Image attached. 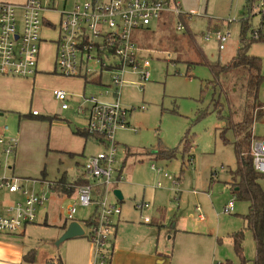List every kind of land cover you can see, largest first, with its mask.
Wrapping results in <instances>:
<instances>
[{"label":"rangeland","instance_id":"1","mask_svg":"<svg viewBox=\"0 0 264 264\" xmlns=\"http://www.w3.org/2000/svg\"><path fill=\"white\" fill-rule=\"evenodd\" d=\"M179 1L187 20H180L183 29L177 30L178 19L168 18L166 24L156 21L150 28L133 32L137 56L141 61L149 60L151 75L148 80L141 79L140 69L127 67L123 76L120 103L127 111V123L114 134L118 143L116 166L123 177L117 183L124 195L120 204L123 214L135 216L137 221L140 215L135 204L146 200L152 205L143 214L153 220L156 228L157 221L164 224L160 226L154 248L157 243L160 249L170 248L166 253L171 255L173 264H241L243 260L232 241L233 232L239 230L245 232L242 252L245 262L253 264L255 241L243 224L249 204L236 197L239 188L231 183V175L237 167L234 142L239 141L242 151L248 152L246 137L264 136V40L251 41L247 48L248 54L262 60L254 122L242 131L227 129L229 141L225 142L220 132L228 118L231 116L237 122L249 112L244 93L236 91L234 86V79H244L247 71L243 68L227 73L219 70L221 84L214 87L210 84L215 76L209 63L224 66L239 53L240 20L249 16L246 0ZM262 1L253 3L247 32L249 39L251 30L260 27L261 22L264 24ZM71 6L72 3L67 4L68 8ZM46 16L56 24L60 22L57 12ZM216 28L230 32L223 49L219 48L215 36L206 38ZM42 36L46 40L40 45V71L29 77L10 75L3 78L13 82L5 84L4 90L0 88V95L4 96V100L0 99V113L4 114L0 116V128L8 126L4 136L15 138L18 143L12 154H7L0 143V176L17 178L25 188L43 192L49 198L45 204L48 221L65 219L68 223L66 209L69 204L77 203L76 193L59 197L51 190L49 181L62 176L75 180L83 174L89 156L107 150L93 137L85 140L76 130L87 127L89 109L85 107L90 103L85 101V96L96 95L115 101V88L105 86L110 83L109 75H104L103 85L97 74L88 76L86 82L81 76H65L56 71L58 26L45 28ZM55 89H62L69 95L66 101L69 108H62L63 102L54 97ZM33 110L40 113L39 117L30 116ZM187 140L192 147L183 152ZM160 148H178L180 152L174 158L165 159L155 154ZM153 166L162 167L175 181L167 182L163 172ZM159 182L165 183L163 187H157ZM259 183L264 189V175L260 176ZM5 189L0 190V203L14 205L21 200L19 197L13 199ZM75 189L76 185L71 192ZM109 196L116 201L113 193ZM57 197L61 202L57 203ZM231 199L235 206L229 213L224 206ZM196 207H200L204 221L197 218ZM44 212H41L43 220L38 221L37 216L34 223L27 224L24 234H0L17 237L36 250L65 253V243L57 245L53 241L55 229L44 224ZM94 212L95 205L77 204L75 218L87 229L86 223ZM174 217L172 225L168 220Z\"/></svg>","mask_w":264,"mask_h":264},{"label":"built area","instance_id":"2","mask_svg":"<svg viewBox=\"0 0 264 264\" xmlns=\"http://www.w3.org/2000/svg\"><path fill=\"white\" fill-rule=\"evenodd\" d=\"M72 3L71 7H67ZM264 6V0L262 1ZM57 12L60 22L54 23L46 15ZM165 13L179 17L182 12L179 0H25L13 3L0 0V75L29 77L40 70L38 60L42 36L45 28L58 26L59 38L55 56V70L65 76H81L87 79L97 74L101 79L109 75L110 83L106 87L115 88V101L98 98L96 95L85 96L90 103L86 130L100 144L107 148L89 156L84 164L83 177L86 182L76 185V202L67 207L68 223L78 221L75 218L77 204L86 207L95 205V212L87 229L78 221L87 237L94 246L91 264H110L112 247L110 241L114 233V218L122 212L119 204L110 199V193L117 189V183L123 180L121 169L116 166L118 143L114 138L118 128L126 126V109L120 103V91L124 83V73L127 67L140 69L141 79H150V62L137 56L138 46L133 38V32L143 29L158 21ZM177 30L183 29L181 21ZM219 48L225 47L230 32L219 31L215 34ZM257 30L252 37L258 38ZM54 97L62 101V108L67 109L66 101L69 95L62 89L53 91ZM106 95L108 92L106 91ZM84 110L83 108L81 109ZM39 115L37 110L31 112ZM8 129V126L5 127ZM4 151L12 154L17 146V139L0 137ZM250 152L253 157L254 169L264 175V137L252 140ZM191 159V158H190ZM155 167V166H153ZM157 168V167H155ZM162 171V168H157ZM164 175L172 182L174 178L168 172ZM51 183L49 182V185ZM158 187H162L161 182ZM7 188L16 192L22 190L25 198L12 205L7 215H0V233H15L21 231L27 224L37 219L39 208L48 198L45 195L29 190L20 184L17 178L9 179L0 176V189ZM116 196V195H115ZM139 210L148 208L150 204L142 201L135 205ZM234 199L225 205V211L234 210ZM199 209V207H198ZM150 222L151 218L145 216ZM49 264H54L50 262Z\"/></svg>","mask_w":264,"mask_h":264},{"label":"trees","instance_id":"3","mask_svg":"<svg viewBox=\"0 0 264 264\" xmlns=\"http://www.w3.org/2000/svg\"><path fill=\"white\" fill-rule=\"evenodd\" d=\"M256 0H246V8L247 13L249 16L244 17L240 20V39H241V46L239 47V53L236 57H233L231 62L227 65H216L215 63H209L210 69L214 74V80L210 81V84L213 86H217L221 84L219 78V70L222 72L226 71V73L230 70L240 69L243 68L247 71L246 76L244 79H237L235 81V90L244 93L245 95V103L249 106V112L244 116L243 119L239 121H234L233 118L230 116L228 118V123H225V126L220 132L222 139L227 142L229 141L228 137L226 136V130L231 129L234 132L242 131V129H246L251 127L254 122L255 112L258 108V91L259 86L261 83V70H262V60L254 55H250L247 53V48L251 41H262L264 40V24L261 22L260 27L252 29L251 34L253 31L257 30L259 36L258 38L251 37L250 39L247 37V32L250 28V15L253 11V3ZM166 17V18H165ZM169 19H173L175 21L178 19L179 21L187 22L186 15L180 14L179 17H175L172 13H165L163 14L157 22H161L166 24V21ZM152 25L146 27L150 28ZM221 29H213L212 33L215 34ZM211 33V32H209ZM86 80V79H85ZM101 82V79H99ZM87 82V80H86ZM99 82V83H100ZM221 86V85H220ZM221 89L224 88L221 86ZM245 105V104H244ZM28 115H24L26 117ZM32 117H39V115H33L30 113ZM77 134L85 137L87 140L88 137H93L86 129L80 130L77 128ZM257 136L248 135L247 140V147L250 149L251 142ZM191 144L189 140L185 141L183 145V152L191 148ZM234 149L235 154L237 157V167L232 172V184L238 186V191H236V197L240 200H246L249 204L248 213L243 215V222L245 229L251 231L253 239L255 241L256 246V257L253 260V264H264V189L259 183V178L262 174L258 173L253 166V157L250 152L242 151V144L239 141L234 142ZM180 152L178 148L174 149H166L160 148L158 149L155 154L160 158L171 159L174 158L177 153ZM182 152V150H181ZM190 159V158H189ZM43 179H45L43 177ZM86 180L81 174L77 177L73 182L67 181L64 177H61L57 181L52 183V187L60 188L63 191H70L72 187H69L71 184H82L85 183ZM90 223V221H88ZM87 222V223H88ZM67 221L65 222V225ZM245 236V232L243 230L235 231L232 234V241L234 243L235 250L239 255H241L242 263L246 264L244 256H243V239Z\"/></svg>","mask_w":264,"mask_h":264},{"label":"crops","instance_id":"4","mask_svg":"<svg viewBox=\"0 0 264 264\" xmlns=\"http://www.w3.org/2000/svg\"><path fill=\"white\" fill-rule=\"evenodd\" d=\"M20 1L13 2V3H22L25 0H20ZM3 78H5V75H0V88L4 90V85L9 83L10 81L11 82L13 81L10 79H3ZM0 99L4 100V96L0 95ZM3 115H4L3 113H0V116H3ZM5 127L6 125L0 128V135L4 136L5 132L9 129L8 128L6 130ZM255 136L261 137V138L264 137V136H258V135H255ZM163 171L164 169L162 168L161 172ZM163 175H164V172H163ZM43 177L45 178V176ZM164 177L167 178V182H169L168 180L170 179L166 177L165 175ZM65 179L68 181L67 177H65ZM69 181L73 182L74 180H69ZM49 182L51 183L50 184L52 188L51 190L54 191L55 194L58 195L59 197L68 196V195L72 196L75 193V192H71V190L63 191L60 188H54L52 187V183H54V181H49ZM231 182H232V176H231ZM5 190L9 194L14 196L13 199H16L19 197L21 199L20 201H23L25 198L22 190L20 189L16 192H12V191L10 192L7 190V188ZM40 194L45 195L43 192H40ZM46 197L48 198V196ZM115 197L117 198L116 201L115 200L113 201L112 199L111 201L121 206L120 203L124 200V197L122 200H119L117 196ZM57 199H58L57 203L61 202L59 201L58 197ZM51 201H52V198H51ZM143 201H146V200H143ZM45 204L39 208L38 221L43 220V215L41 212L45 211L44 218L46 222L44 224L49 227L52 226L55 229V234L53 235V241H57V239L65 231V228H66L65 219L64 221L61 220L58 222L48 221V218H47L48 217V214H47L48 207H46ZM151 206L152 205L150 204L148 208H145L143 210H139L135 206L137 211H139V215H140L139 221H137L135 216L124 215L123 208L121 206L122 208L121 214L118 216H115L114 218V229L115 230H114L112 239L110 241L111 242L110 245L112 247L111 248L112 253L109 258L110 264H173L170 259L171 255L169 254V252L166 253V251L170 248H166L165 250L160 249L158 246V243L156 245V248H154V244L158 240V237L161 232L160 226L164 224L161 221H157L155 224L158 225L159 228L158 227L156 228L155 225L152 224L153 220H151L150 222H146L144 220V217L146 215H144L143 213L146 209H149ZM11 207H12V203L7 204V205H3L2 203H0V215H7ZM196 210L198 211V213L196 214L197 218L201 221H204L205 217L203 213L199 212L200 207L199 209L198 207H196ZM56 217H57V214H56ZM169 219L170 220L168 221L173 225L176 218L174 217L173 219L171 218ZM26 226L19 232H22V234H24ZM64 243H65L64 245L65 253H60L58 251L57 252L55 251L54 254L52 253L50 254V251H47V250L44 251L42 248H39L38 250H36L32 246H26L24 243H21L20 240L17 239V237L10 236L7 234H0V264H35L36 260L38 261L37 264H44V263L49 264L52 260H54L53 261L54 264L55 262L56 264H91L92 263L94 246L87 237L85 236L74 237V238L64 241ZM49 256H51V258ZM47 257H49L51 261H49Z\"/></svg>","mask_w":264,"mask_h":264},{"label":"water","instance_id":"5","mask_svg":"<svg viewBox=\"0 0 264 264\" xmlns=\"http://www.w3.org/2000/svg\"><path fill=\"white\" fill-rule=\"evenodd\" d=\"M115 195L119 198V200L123 199V193L120 189L114 190ZM84 229L82 225L78 221H71L66 224V228L64 233L57 239L56 244L60 245L62 242L74 238L84 236Z\"/></svg>","mask_w":264,"mask_h":264}]
</instances>
